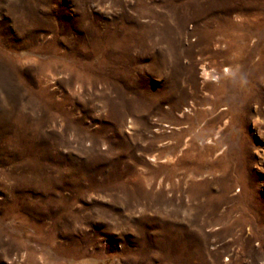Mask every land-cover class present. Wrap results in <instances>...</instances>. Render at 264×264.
I'll return each mask as SVG.
<instances>
[{
	"label": "rangeland",
	"instance_id": "374dc122",
	"mask_svg": "<svg viewBox=\"0 0 264 264\" xmlns=\"http://www.w3.org/2000/svg\"><path fill=\"white\" fill-rule=\"evenodd\" d=\"M263 4L0 0V264H264Z\"/></svg>",
	"mask_w": 264,
	"mask_h": 264
},
{
	"label": "bare ground",
	"instance_id": "6f19581e",
	"mask_svg": "<svg viewBox=\"0 0 264 264\" xmlns=\"http://www.w3.org/2000/svg\"><path fill=\"white\" fill-rule=\"evenodd\" d=\"M248 3V2H247ZM264 5V4H263ZM258 7V6H257ZM255 9V8H254ZM249 11V10H248ZM229 12V11H228ZM237 12H238V14L239 15H241V16H243V17H241V18H244L245 16V14L247 13V10H244V9H238L237 10ZM259 13V16H261L260 15V11L259 10H257L256 11V14H258ZM261 14H262V12H261ZM250 15V14H249ZM258 16V17H259ZM254 17V16H253ZM252 17V18H253ZM247 18V17H246ZM257 18V17H256ZM262 18V17H261ZM245 19V18H244ZM243 19V20H244ZM259 19V18H258ZM258 19H256V20H258ZM246 20V19H245ZM262 22V21H261ZM226 23H228V24H226ZM221 24H224V26H228V25H230L231 24V22H225V21H223ZM244 24H246V25H250V23H249V21H245V23ZM232 25H234L235 26V24H232ZM261 25V24H260ZM241 27V26H240ZM249 27V26H248ZM219 33L221 34V32H223V34H224V36L225 37H227V39L230 41V44L231 43H233V42H237V40H239L240 42H244L245 43V45L247 44V42L249 41L248 39H247V36H245V35H240V36H238V37H236V38H231L228 34L229 33H224L225 31L223 30V26H220V28H219ZM213 32V31H212ZM204 33V32H203ZM214 35L215 34H213V33H209V32H205L202 36H203V43H204V45H205V50L207 51H209V48H210V44H212L213 43V37H214ZM249 38V37H248ZM216 43L217 42H215V45H216ZM247 46V45H246ZM230 48V47H229ZM228 51H230L231 52V49H229ZM210 52V51H209ZM208 52V54H211V53H209ZM245 52V51H244ZM218 55H222V56H225V57H227L228 59H230V57H229V53L228 52H224V53H217V54H213L212 55V57L213 58H216ZM231 56V55H230ZM211 59V62L209 63V64H201V66H202V69H203V73H204V77L206 78V79H214L215 77H216V75H214V74H217L218 76V78H219V81H218V84L216 85V87H217V90H218V92H222V91H224L223 90V86H224V79L226 78V76L227 75H235V73H237V71L238 70H240L239 68H244L243 69V71H245V68H247V75H245V77H247V83H248V85H247V87L245 86V88H246V91L248 92V93H250L249 95H247V98L244 100L245 101V105L244 106H246L248 109L249 108H251V106H252V104L256 101V100H261L262 99V97H261V86H260V83H262V82H264V64H239L240 62V60L239 61H236V60H229V62L231 63V64H221V61H220V63H217L216 61H214V59ZM245 58V57H244ZM235 59H237L236 57H235ZM243 59V58H242ZM237 62H239L238 64H236ZM203 63V62H202ZM207 65V66H206ZM208 68H210L212 71H210ZM242 70V69H241ZM240 70V71H241ZM191 71L193 72V69H191ZM226 81V80H225ZM215 87V88H216ZM216 90V89H215ZM216 90V91H217ZM224 93V92H223ZM246 93V92H245ZM218 94H221V93H218ZM218 99V98H217ZM263 100V99H262ZM216 101V100H215ZM217 102V101H216ZM215 103V102H214ZM244 103V102H243ZM260 103V102H259ZM242 110V109H241ZM247 111V110H246ZM243 112V111H242ZM244 113V112H243ZM260 113V112H259ZM246 114V113H245ZM210 142V141H209ZM211 142H213V141H211ZM213 145V144H212ZM181 161V160H180ZM211 171V170H210ZM241 176V175H240ZM188 178L190 179V178H192L193 179V177H191V176H188ZM190 181H192L191 179H190ZM181 182L179 181V184H180ZM191 183V182H190ZM209 184H206V183H201V184H199V185H197V184H195L194 182H192V184L190 185V193L193 195L194 194V190L195 189H197L198 187H200V188H203V189H209ZM171 187L172 188H177L178 187V185L177 184H171ZM218 187V186H217ZM234 187V186H233ZM243 188V187H242ZM202 189V190H203ZM253 203V202H252ZM260 215V214H259ZM257 218V217H256ZM241 220V219H240ZM263 224V223H262ZM172 231V234H174L175 236H182V234L184 233L183 231H174L173 229L171 230ZM244 231V230H243ZM184 247V246H183ZM181 251V253H183V249H181L180 250ZM128 252H129V250H128ZM169 254V253H168ZM175 255V254H174ZM138 256H140V255H138V254H136L135 255V259H136V262H135V264H146L147 262H145V263H143V262H141L142 260L140 259V258H137ZM182 256V255H181ZM184 256V255H183ZM168 257V256H167ZM173 257V256H172ZM171 257V258H172ZM187 256H185V258H186ZM189 257V256H188ZM171 258H169V259H171ZM174 258V257H173ZM191 260V259H190ZM189 260V261H190ZM161 261V260H160ZM162 262V261H161ZM177 262V261H176ZM182 263L181 262V259L180 260H178V263ZM154 263V262H153ZM160 263V262H159ZM185 263V262H184ZM162 264H167V263H165V261L162 263ZM176 264V263H175ZM183 264V263H182ZM186 264V263H185Z\"/></svg>",
	"mask_w": 264,
	"mask_h": 264
}]
</instances>
